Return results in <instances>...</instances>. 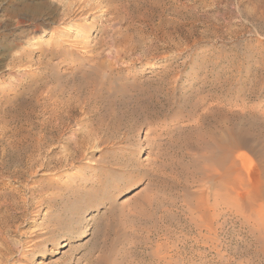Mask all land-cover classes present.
Instances as JSON below:
<instances>
[{
  "label": "rangeland",
  "instance_id": "374dc122",
  "mask_svg": "<svg viewBox=\"0 0 264 264\" xmlns=\"http://www.w3.org/2000/svg\"><path fill=\"white\" fill-rule=\"evenodd\" d=\"M0 264H264V0H0Z\"/></svg>",
  "mask_w": 264,
  "mask_h": 264
},
{
  "label": "bare ground",
  "instance_id": "6f19581e",
  "mask_svg": "<svg viewBox=\"0 0 264 264\" xmlns=\"http://www.w3.org/2000/svg\"><path fill=\"white\" fill-rule=\"evenodd\" d=\"M211 104L212 106H209L211 107L210 109L215 108L216 110H214L212 113H208V114L205 113L204 115L203 113H200L201 115L199 119L197 120L196 125L194 126L196 129H199V130H197L195 141H193L194 142L193 147L195 146L197 148H200V147L205 148L204 150L207 151V154L204 155V159L208 163L226 166V163L229 160V152L231 151L233 146L235 147L236 145H238L237 141L234 140L232 136L233 135L232 125L234 124L235 120L236 121L242 120L247 116L241 115L240 113H234L232 115H229V112H231V110L227 109L228 107H225V104H223L222 102L217 103V104L209 103V105ZM206 120H214L215 122H217L218 125H220L221 127V130H220L221 132L217 131L216 127L210 128L209 126H204L203 123L206 122ZM190 143H191V140L189 141V144ZM226 173L227 172L225 171L224 174L222 175L224 178L225 177L227 178Z\"/></svg>",
  "mask_w": 264,
  "mask_h": 264
}]
</instances>
